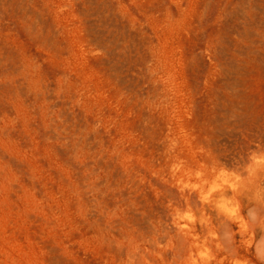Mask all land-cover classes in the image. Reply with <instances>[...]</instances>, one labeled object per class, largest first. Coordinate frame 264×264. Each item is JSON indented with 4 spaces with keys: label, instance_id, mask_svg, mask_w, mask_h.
<instances>
[{
    "label": "rangeland",
    "instance_id": "obj_1",
    "mask_svg": "<svg viewBox=\"0 0 264 264\" xmlns=\"http://www.w3.org/2000/svg\"><path fill=\"white\" fill-rule=\"evenodd\" d=\"M0 52V264H264V0H0Z\"/></svg>",
    "mask_w": 264,
    "mask_h": 264
},
{
    "label": "bare ground",
    "instance_id": "obj_2",
    "mask_svg": "<svg viewBox=\"0 0 264 264\" xmlns=\"http://www.w3.org/2000/svg\"><path fill=\"white\" fill-rule=\"evenodd\" d=\"M89 12H91V13H100V9H94L93 7H91V8H89ZM102 20H104L103 19V17H102ZM106 22V21H105ZM95 28V27H94ZM28 29H29V32L30 33H34L35 35H37V36H39L40 37V39H44V42H46V40H48V38H47V36H45V35H43L44 33H43V31H42V29L39 27L38 28V32L35 30V29H32L31 28V25L30 26H28ZM105 32V31H104ZM109 36V35H108ZM50 38V37H49ZM95 40H97V38L95 39ZM101 42H102V40H101ZM104 42V41H103ZM6 55V54H5ZM3 53H1L0 52V69H2V70H5L6 69V66H7V64H8V59H7V57L8 56H5ZM12 64V63H11ZM22 66V65H21ZM24 66V65H23ZM25 67V66H24ZM120 67V66H119ZM118 69V68H117ZM27 81V80H26ZM27 83V82H26ZM20 86H21V84H20ZM20 86H17V87H15V88H13L12 89V91H13V93H14V90L16 89L17 90V92L18 93H21V91H23V88H24V86H23V88H22V86L20 87ZM27 86V85H26ZM29 87L32 89V88H36L37 90H41V84H40V82H35V81H31V82H29ZM26 90V89H25ZM48 90V89H47ZM27 91V90H26ZM32 91V90H31ZM16 92V91H15ZM35 92V91H34ZM59 126V125H58ZM54 129V128H53ZM56 131V130H55ZM55 136V135H54ZM133 177V176H132ZM131 181H132V179H131ZM235 237V236H234ZM233 237H231V240L233 241V239H232ZM236 239V238H235ZM230 240V239H229ZM231 240H230V242H231ZM222 241V240H221ZM218 243H219V241H217ZM227 242L228 241H225V243H226V246L228 247V244H227ZM225 243L223 244V245H225ZM234 243V242H233ZM237 243V242H236ZM232 244V243H231ZM230 244V245H231ZM235 244V243H234ZM218 245V244H217ZM232 246H233V244H232ZM235 247H237L238 245H234ZM241 247V246H240ZM229 248V247H228ZM232 248H234V247H232ZM231 248V249H232ZM226 249V248H225ZM229 250V249H228ZM230 251H233V249L232 250H230ZM229 251V252H230ZM264 251V250H263ZM240 252V251H239ZM240 253H242V252H240ZM239 253V254H240ZM232 254V253H231ZM263 254V253H262ZM234 255H236V254H234ZM264 255V254H263ZM262 255V256H263ZM238 256V255H237ZM261 257V256H260ZM263 258V257H262ZM264 259V258H263ZM223 261V260H222ZM254 264V263H253Z\"/></svg>",
    "mask_w": 264,
    "mask_h": 264
}]
</instances>
